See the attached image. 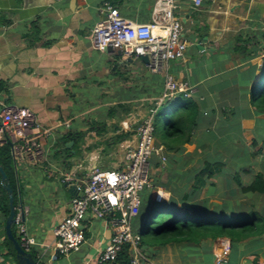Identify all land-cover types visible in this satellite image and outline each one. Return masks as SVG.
<instances>
[{"label": "crops", "instance_id": "0c3cea01", "mask_svg": "<svg viewBox=\"0 0 264 264\" xmlns=\"http://www.w3.org/2000/svg\"><path fill=\"white\" fill-rule=\"evenodd\" d=\"M102 1L0 0V101L31 109L34 130L49 129L42 139L48 169L13 167L14 212L26 209L22 221L34 241L29 253L43 264H98L111 217L86 213L80 247L54 255L52 228L77 194L67 191L58 173L66 168L81 177L91 166L122 167L136 124L162 87V75L148 72L139 58L90 46L87 33ZM106 1L138 23L148 21L153 2ZM175 15L186 45L168 71L187 82L191 105L180 109L175 98L162 104V111L157 108L166 116L154 132L165 159L154 154L149 159L153 186L164 189V199L192 211L264 215V194L241 192L233 179L236 172L240 184L255 173L264 177V104H256L264 87V0H203L198 7L178 0ZM172 120H182L183 129L162 139ZM68 132H79L81 140L74 145V138L62 139ZM213 163L220 164L218 170L206 167ZM154 187L142 190L145 199ZM5 218L0 213V262L15 264ZM225 242L229 245L225 236L193 244L169 241L145 259L147 264H212L214 250ZM225 264H264V232L229 246Z\"/></svg>", "mask_w": 264, "mask_h": 264}, {"label": "built area", "instance_id": "2783aa9c", "mask_svg": "<svg viewBox=\"0 0 264 264\" xmlns=\"http://www.w3.org/2000/svg\"><path fill=\"white\" fill-rule=\"evenodd\" d=\"M177 1L153 0L148 21L140 23L120 15L109 1H102L98 7V18L87 33L90 46L99 52L120 51L124 57L146 56V69L152 74L162 75V87L136 124L135 140L125 151L122 167L102 170L91 166L81 177L70 169L58 173L60 183L72 184L81 192V195L71 197L66 214L52 228L53 247L62 255L76 251L83 243L82 221L89 213L100 219L111 217V235L97 255L98 264L112 263L124 245L129 248V264H141L145 259L137 247L139 235L132 229V219L141 203V191L154 187L149 177L151 155L159 156L161 162L165 159L161 154L162 146L155 142L154 118L160 105L176 96L187 97L190 94L187 82L175 78L168 71V63L181 59L186 45L180 20L175 15ZM186 1L192 7H198L203 0ZM262 48L264 55V37ZM35 123L36 117L31 109L0 101V145H8L14 168L23 165L43 171L48 169L47 151L42 139L49 129L34 130ZM154 188L153 198L164 199V189ZM25 212V208L19 207L14 212L13 223L20 246L29 251L34 241L25 231L22 221ZM228 251V242L217 247L212 264H225Z\"/></svg>", "mask_w": 264, "mask_h": 264}, {"label": "trees", "instance_id": "16d2710c", "mask_svg": "<svg viewBox=\"0 0 264 264\" xmlns=\"http://www.w3.org/2000/svg\"><path fill=\"white\" fill-rule=\"evenodd\" d=\"M259 95V94H258ZM180 109H186L191 105V101L186 96H176ZM174 98V99H175ZM264 104V87L259 96L256 97V104ZM190 114L194 112L190 108ZM157 118L154 121V128L158 126ZM182 120H172L167 124L164 130V137H170L172 134L183 129ZM73 135V136H72ZM80 133H67L62 139L74 138V145L80 140ZM160 139V137H159ZM161 139V140H162ZM219 163L206 164L210 170H218ZM0 168L5 175V182L9 185L12 195V204L16 201V188L13 178V165L8 152V145H0ZM65 170H69L66 169ZM233 179L237 182L241 192H251L256 195L264 194V177L261 173L255 175L246 184H240L237 172L233 174ZM141 203L135 216L137 227L135 231L139 235L137 247L143 256H149L148 252L154 247H160L169 241H180L189 244L197 243L204 238L228 237L229 246L242 239L252 238L264 232V215L258 212H252L250 215L229 214L222 210L216 212L192 211L185 206H176L170 199L156 200L152 197L145 199L141 191ZM9 211L7 194L0 184V213L6 217ZM12 226V224H11ZM18 240V237H17ZM7 241V240H6ZM9 250L13 253L9 241L6 242ZM29 252V251H28ZM129 248L124 245L112 263L106 264H129ZM146 259L141 264H147Z\"/></svg>", "mask_w": 264, "mask_h": 264}, {"label": "water", "instance_id": "95a60500", "mask_svg": "<svg viewBox=\"0 0 264 264\" xmlns=\"http://www.w3.org/2000/svg\"><path fill=\"white\" fill-rule=\"evenodd\" d=\"M118 53L120 54V51H118ZM139 59L144 63L146 62V56H144V55L139 56ZM4 180H5V175L2 171V169L0 168V184L7 193L8 204H9V211H8V214L5 218L4 230H5V234H6L7 239L12 242V246L14 249V257H15L18 264H43L41 261H38L37 259H35L31 255V253H29L28 251H25L20 246L18 240L16 238H14L13 235L11 234L10 225L13 222L14 207L12 204L11 189H10L9 185L4 182ZM63 185L67 188L68 192L75 191L74 185H72V184H70V185L63 184ZM149 195H151L152 198L155 197L154 191H153V193L150 192ZM54 255H56V256L58 255V252L56 249L54 251Z\"/></svg>", "mask_w": 264, "mask_h": 264}, {"label": "rangeland", "instance_id": "374dc122", "mask_svg": "<svg viewBox=\"0 0 264 264\" xmlns=\"http://www.w3.org/2000/svg\"><path fill=\"white\" fill-rule=\"evenodd\" d=\"M113 5V4H112ZM121 54V53H120ZM122 55V54H121ZM164 106L165 105H160L158 108H159V111H162L163 110V108H164ZM157 118V120L158 121H161L162 119H165L166 118V116L165 115H163V116H161V114H158V112L156 113V115H155V118H154V121H155V119ZM75 191H76V195H81V192H80V190H77L76 188H75ZM249 195H252V194H249ZM256 195V194H255ZM137 227V224H136V226L134 227V229ZM133 229V230H134ZM215 238H211V241L212 240H214ZM210 240V239H209Z\"/></svg>", "mask_w": 264, "mask_h": 264}]
</instances>
